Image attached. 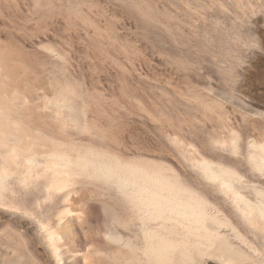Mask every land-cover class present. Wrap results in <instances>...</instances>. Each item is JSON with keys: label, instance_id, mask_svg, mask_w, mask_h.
Here are the masks:
<instances>
[{"label": "rangeland", "instance_id": "374dc122", "mask_svg": "<svg viewBox=\"0 0 264 264\" xmlns=\"http://www.w3.org/2000/svg\"><path fill=\"white\" fill-rule=\"evenodd\" d=\"M213 1L0 0V56L15 52L13 63L21 68L15 76L0 70L7 91L2 100L9 125L28 134L19 139L0 131V157L17 143L54 144L109 151L166 169L208 198L249 242L222 230L235 247L232 264H264V227L249 222L196 163L205 159L238 172L244 182L236 187L258 204L253 186L264 189V174L252 168L248 152L253 135L264 140V65L257 64L264 55V0H226L224 9ZM208 5L210 14L224 10L225 25L208 18V30L224 36L210 70L169 53L178 33L194 31L189 23L195 13L205 16ZM160 10L166 14V50L158 34ZM176 59H182L180 68ZM213 136L226 142L214 143ZM33 189L27 185L23 191ZM76 190L69 198L64 190L41 201H0V264H84L79 248L90 251L93 264H147L144 227L126 198L98 183ZM111 228L123 242L108 239ZM53 232L62 238L61 260L57 241L49 238ZM198 256L194 264L202 258L230 264Z\"/></svg>", "mask_w": 264, "mask_h": 264}, {"label": "bare ground", "instance_id": "6f19581e", "mask_svg": "<svg viewBox=\"0 0 264 264\" xmlns=\"http://www.w3.org/2000/svg\"><path fill=\"white\" fill-rule=\"evenodd\" d=\"M216 1L224 9L223 1L225 2L226 0ZM232 1L239 5L242 0ZM212 2L216 3L213 0ZM209 9L211 10V7H204L206 17L203 13H201L202 16L195 13L196 15H194L192 21L190 19L191 22L189 23L194 31L189 34L179 35L178 33L176 44L169 48V53L174 55V58H184L188 62H192L193 67L210 70L209 62H215V48L221 46L224 36L217 29H214L213 32L208 30L207 21L209 17H215L216 21H218V27L220 24H224L222 19L224 10L220 12H213L212 10L210 14ZM159 12L158 34L164 48V45L168 43L166 14L162 10ZM201 24L203 26L200 28L199 25ZM165 50H163L164 53ZM15 58H17L15 52L9 51L0 56V70L6 75L15 76L21 69L13 63L16 60ZM173 64L180 68L182 59L181 61L174 60ZM182 80L185 83H190V79L186 76ZM6 93L7 91L0 85V131L10 132L20 139L23 135L28 134L27 132L23 133L21 128L15 125H9L7 121L8 115L6 114L9 109L2 100ZM172 110L177 115H181L175 107H172ZM185 122L191 127L194 125L192 120L187 119ZM231 135L233 136V134ZM252 137L249 143L248 161L256 172L264 174V140L261 136L253 135ZM224 139L212 137L214 143H225ZM232 140L233 144H237V139ZM2 145L0 144V146ZM39 145L36 143L18 145L17 143L11 147L5 146L6 153L3 156L4 158L0 157V201L7 200V198L14 200L15 198L18 199V197H22L28 202L41 201L51 193L55 195L57 192L64 190L67 191L66 197L69 198L71 197V192L75 191L78 185L85 186L89 183H98L105 190L114 187L132 205L144 227L146 245L143 249V254L146 257L147 264H194L195 257L199 258L197 255L202 257L207 255L210 258L215 256L225 263L232 264L236 260L234 257L236 254H234L235 247L226 239V234L222 233L225 228L229 229L235 238L249 244L237 227L226 217L222 216L221 210L212 206L213 203L210 204L208 202V198H203L188 186L182 184L177 177L170 174L166 169L151 168L146 165L141 166L122 155L109 151L93 148L67 150L65 148L66 145L64 146L63 144L60 145H63L65 149L54 144ZM17 154L22 156V160H17ZM196 163L204 171L206 177L216 182L221 191L233 199L234 205L238 206V210L242 212L249 222L258 223L264 227L263 188L253 186L257 199H259L258 204H254L236 187L235 184L239 183L242 185L244 182L243 176L238 172L228 167L215 165L205 159L197 160ZM27 185L32 186L34 188L33 191L29 193L23 191V188ZM68 213L71 214L69 210ZM153 222L157 226L152 228L150 224ZM168 224L172 225L168 226ZM49 234L51 240L57 241L54 244L56 245V255L60 259L58 243L62 238L54 232ZM107 237L119 243L123 242V236L112 228L108 231ZM73 249L71 251H74ZM75 252L80 255L78 257L82 256L85 258L84 264L94 263L93 256L90 255L88 249L83 251L79 248ZM77 260L80 261L81 259L78 258ZM199 264H209V262L207 258H202ZM243 264H246V262Z\"/></svg>", "mask_w": 264, "mask_h": 264}, {"label": "flooded vegetation", "instance_id": "af4514ba", "mask_svg": "<svg viewBox=\"0 0 264 264\" xmlns=\"http://www.w3.org/2000/svg\"><path fill=\"white\" fill-rule=\"evenodd\" d=\"M264 34V33H263ZM262 41H263V45H264V35H263V37H262ZM260 61H259V63H257V64H260V65H264V55L259 59Z\"/></svg>", "mask_w": 264, "mask_h": 264}]
</instances>
